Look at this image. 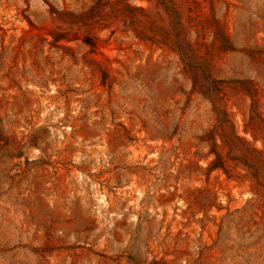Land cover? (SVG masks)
I'll list each match as a JSON object with an SVG mask.
<instances>
[{
    "label": "rangeland",
    "instance_id": "1",
    "mask_svg": "<svg viewBox=\"0 0 264 264\" xmlns=\"http://www.w3.org/2000/svg\"><path fill=\"white\" fill-rule=\"evenodd\" d=\"M0 264H264V0H0Z\"/></svg>",
    "mask_w": 264,
    "mask_h": 264
},
{
    "label": "bare ground",
    "instance_id": "2",
    "mask_svg": "<svg viewBox=\"0 0 264 264\" xmlns=\"http://www.w3.org/2000/svg\"><path fill=\"white\" fill-rule=\"evenodd\" d=\"M136 156V155H135ZM103 197V196H102Z\"/></svg>",
    "mask_w": 264,
    "mask_h": 264
}]
</instances>
